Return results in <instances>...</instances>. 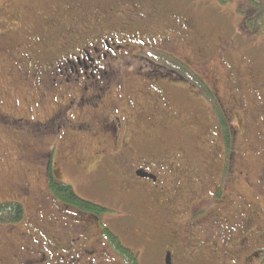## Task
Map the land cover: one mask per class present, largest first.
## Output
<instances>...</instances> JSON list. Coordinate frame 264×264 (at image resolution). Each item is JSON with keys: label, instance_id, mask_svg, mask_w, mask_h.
<instances>
[{"label": "rangeland", "instance_id": "rangeland-1", "mask_svg": "<svg viewBox=\"0 0 264 264\" xmlns=\"http://www.w3.org/2000/svg\"><path fill=\"white\" fill-rule=\"evenodd\" d=\"M43 1L15 0L16 5L13 6L17 9L16 14L20 11L32 15L35 10L46 17V13H49L46 21H42L46 31L50 30L49 25L55 24L53 33L51 29V34L45 37L48 41L51 38H56L57 41L49 43L46 49L44 47L40 49L31 43L30 47L28 45L30 51L28 54L34 53L37 57L40 52V55L45 56L51 51L49 57L51 61L56 56L51 50L52 47L57 46L55 50L65 55L68 49L65 48L66 42H69L68 39L71 36L75 39L73 44L84 41L83 35L87 28L82 19L86 18V13L79 11L87 10L89 4H91L90 9L96 12L94 14L100 15L97 30H100L102 35L116 32L123 26L129 27V34H135L136 45L126 50L124 54L120 53L119 57L113 56L104 61L106 66H109L108 63L112 65V70L104 67L107 74L98 80V83L107 80L112 83L108 91L102 94L103 97L96 100V104L101 106L104 112L100 108L94 111L93 103L80 107L79 101L75 107L71 105L67 108V100L70 98L71 91L63 90L58 81L56 85H51L48 89L50 84L46 82L44 72L48 64L45 62L46 59L39 62V64L42 63V74L36 72L35 78L29 77V80L15 78L16 83L12 84V88L4 91L3 98L0 96V204L21 203L25 211V216L21 221L13 222L9 216H6L3 218L2 225L7 228L6 223L11 222L20 227L22 222L25 224L29 222L30 225H23V227L28 229L30 226L33 230L31 234L25 230L26 233L24 232L23 235L10 238L14 245L9 246L12 251H5L7 253L4 256L6 264L15 262L13 261L14 254L19 264H32L28 263L30 253L33 252L32 248L40 245L38 241H41L40 238H43V233H45L42 232L41 237H37L39 229L36 225L39 223L35 219L38 215L46 217L48 222L42 226L44 220L40 221L39 226L41 227L39 228L48 227L50 229L51 226L54 230H58L56 231L57 238L61 242L73 240L74 236L71 235L75 234V231L78 232V228L70 227L69 222L64 219L66 217L69 220L66 214L68 208L56 201L49 189L50 171L57 180L54 181L55 183H59L58 178L66 182L72 181L80 198L85 197L110 209H116L120 215L131 214L129 211L116 207L112 201V195L104 192L105 183L116 181L114 169L107 165L103 166L100 186H96L93 192L77 187L80 183H88V181H82L87 180L86 177L90 174H84L78 168L74 169L73 166L76 160L80 162L83 159H89V154L93 150L91 140L93 127L83 130L85 134L80 136L83 139L88 138L87 145L80 142L81 139L77 138L79 132H75L68 126L69 122L65 120V117L67 116V119L73 122L82 123V127L85 126L84 122H92L96 125L97 121L99 122L97 126H99L103 120H107L105 112L110 114L115 111L112 102L117 104L123 101L124 97L130 102L147 100L140 96L137 90L143 88L147 91L145 84L159 80L165 81L159 83L160 88L157 91L153 90L160 100L161 115L159 118L164 124L168 121L181 128L178 129L173 125L168 135L146 133L140 142V147H146L150 141L151 148L157 152L166 151L168 160L176 166H181V161L194 158L206 160L210 154V147L215 146L219 149L224 136L222 134L227 132L226 128L219 124L216 114L213 117L208 115V113H214L218 105L222 107L228 121L232 122V130H235L231 147V151H234L233 171L228 175L226 182L224 198L227 196V199L225 198V201L230 202L234 196H242L252 201V205H258L253 214L256 223L252 221L247 225L250 229L246 228V224L237 223L236 219L232 227L235 239L223 238L224 242L230 245H234L236 240L242 238L239 243H236L235 255L229 257L228 263L264 264V195L258 189V178L263 174L260 166L264 167V137L260 133L261 125L257 124L261 116H264V0H227L225 2L219 0H79L80 5L73 6V12L81 16L79 19L62 12L50 15L51 12L47 6L41 5ZM51 1L53 4H58L54 0ZM9 3V0H0V7L10 8ZM254 8L257 15H254L255 11L252 10ZM31 27L32 25L29 26ZM8 33L11 38L15 35L13 32ZM37 38V35L23 31L19 40L25 45V41L32 39L36 42ZM47 39L39 40L38 44L45 43ZM140 39H143L142 43ZM109 42L111 44L110 40ZM115 44L122 46V43L115 42ZM149 52L152 56L148 55ZM179 59L194 69L200 78L206 79V83L207 80L211 82L209 86L219 102L218 105L211 94L206 92L207 88L200 83L193 82L194 87L183 84L184 90L181 92L167 87V77L161 75L163 71L168 70L182 77L185 76L189 81L194 80L195 77L198 78L194 72H189V69ZM52 72L56 76L55 71ZM122 81L124 87L121 90L116 84ZM95 83L94 81L88 85L86 89L88 94L91 95L96 91L90 86ZM83 84L82 82V87H80L82 91ZM109 90L111 95L106 98ZM201 108L209 109V111L201 112ZM59 109L61 111L58 114ZM3 113L8 117L4 119ZM70 115L72 118H69ZM176 116L179 120L175 119ZM114 122L120 121L117 117L110 116L109 123ZM100 130L109 138L106 143L117 139V134L102 128ZM218 133L221 135L218 136ZM243 139L246 142H243ZM121 154L123 152L110 151L107 156L115 159ZM246 177L247 180L250 178V185L245 183ZM66 184L69 185L68 182ZM136 188L138 192L134 191L132 198L127 197L133 202L134 213L141 223L138 220L127 225L137 224L139 228L146 229L145 221L141 219L147 218L151 213L148 210L151 195L143 190L142 184H137ZM237 190L240 193H236ZM49 209L55 212L53 219L48 218ZM110 211L101 215L104 222L114 225L124 224L122 216L117 213L118 216L114 214L109 216ZM112 227L113 234L118 237L123 246H128L127 248L136 253L135 245L139 246L142 243L138 240L139 238L131 237L133 229L128 230L130 228L126 227L120 230L113 225ZM2 234L5 233L2 232ZM243 239H245V247H242ZM206 245L213 251H220L213 246L210 240L206 242ZM111 249L112 247L108 248V250ZM121 256L123 257L122 253ZM203 257L202 252L201 259ZM144 260L146 259L141 256L140 263L147 264ZM84 261L82 258L80 264ZM192 262L195 263L186 262L184 264H200L201 261ZM207 263L202 262V264ZM212 264H225V262L217 261Z\"/></svg>", "mask_w": 264, "mask_h": 264}, {"label": "flooded vegetation", "instance_id": "flooded-vegetation-1", "mask_svg": "<svg viewBox=\"0 0 264 264\" xmlns=\"http://www.w3.org/2000/svg\"><path fill=\"white\" fill-rule=\"evenodd\" d=\"M54 1L58 4H53L51 0H44L43 2V6L46 5L50 10V15H54L55 12L56 15L62 12L76 19L81 17L75 14L66 4L74 3V1L79 0ZM9 2L10 8L8 6L0 7V32L4 33H0V76L2 75L0 77V86H2L0 96L2 97L4 91L12 88V84L16 83L15 78H18V80L20 78L29 80V77L35 78L36 72L42 74V63L39 64V62L45 61L46 59L45 62L50 64V67H48L47 64L44 70L46 73V82L50 84L48 85V89H50L51 85H56V81H58V83L60 82L59 85L63 87V90L71 91L70 98L67 100V108L71 105L75 107L76 103L79 101L78 105L80 107L93 103L92 106L95 109L94 111H98L101 106L96 104V100L101 99L103 97L102 94H105V92L108 91L107 89L112 85L109 80L98 83L99 78L107 74V70H104V67L112 70L111 63H108L107 65L109 66H106L104 61L109 60L113 56L119 57L120 53L124 54L126 50L136 45L135 34H129V27L123 26L117 29L116 32L102 35V32L97 30L100 15L94 14L96 13L94 12L95 10L90 11L89 8L87 10H80L79 12L84 11L86 13V18L82 19L87 28L83 35L84 41L73 44L75 39L71 36L68 39L69 42H66L65 46V48H68L66 49L67 54L62 55L58 50H55L57 46H54L51 50L54 51L56 56L49 61L51 51L48 52L49 55L46 54L45 56L40 55V52L37 57L34 53L28 54L30 53L28 45L30 47V45L33 44L40 47V49L41 47L46 49L49 43L52 44L57 41L56 38H51L50 41H48L45 37V35L51 34V29L53 33L55 25H49L50 30L46 31V27H44L45 24L42 21H46V17H49V13L43 12L46 13V17L35 10H33L32 15L20 11L16 14L17 9L13 7L16 5L15 0H9ZM79 2L76 3L74 7H78L80 5ZM55 6L67 9L63 11L62 8L59 12L56 10ZM39 9L41 8L39 7ZM55 18L57 17L55 16ZM31 25L32 27L29 28ZM23 31H26L28 34L32 33L37 35L38 41L35 42L31 39L30 41H25V45L21 44L23 41L19 39ZM8 32H13L15 35L11 38ZM42 39H47L48 42L40 43L41 46L38 43L39 40ZM140 40L143 41V39ZM115 42L122 43V46L116 45ZM165 54H167V52ZM181 62L189 69V72H194L198 78L194 76L195 79L189 81L185 76L182 77L168 70L162 73L160 71L161 75L167 77V87L175 88L176 91L181 92V90H184L183 84L194 87L193 82H195V84L200 83V85L207 88L206 92L211 94L218 105L219 102L209 86L211 82L207 80L206 83V79L200 78L194 69L189 67L184 61ZM155 65H157V63ZM175 65L177 66V64ZM52 71H55L56 76ZM155 71H157V69H155ZM94 81L96 83L90 86L92 89L95 88L96 91L94 90L95 92L90 95L86 92V89H88V85ZM82 82L84 83L83 91L82 88H80L82 87ZM160 82L165 81L159 80L157 82L145 84L144 87L148 88L147 91L143 90V88L137 90L138 94L140 93V96L147 98V100L130 102L124 97V100L117 104L112 102L111 104L115 111H112L110 114L105 112L107 114V120H103L99 126H97L99 123L97 121L96 125L92 124V122H84L85 126L82 127V123L73 122V120L67 119V116L65 117V120L69 122L68 126L73 128L75 132H79L77 138L81 139L80 142H84L87 145L89 143L88 138L83 139L80 138V136H84L85 133L83 134V130L85 131L88 130L89 127H93L91 130L93 150L90 153L91 155L89 154V159H83L80 162L76 160L73 166L74 169L78 168L84 174H90L86 177L88 180L84 179L82 181H88V183H80L77 187L81 190L89 189L93 192L92 190H95L96 186H100V177L103 175L104 171L103 166L107 165L113 168L116 181L114 183H105L104 186L106 190L104 192L112 195V201L116 207L131 212V214L128 215L131 216V221L128 223H132L138 220L140 222V219L134 213L135 206L132 201L128 200L127 196L132 198L134 191L138 192V188H136L137 184H142L143 190L151 195L149 203L150 208L148 209L151 213L147 218L141 219V221H145L147 228H139L137 224L132 226L127 225L128 223L118 225H114L113 223L108 224L104 222L101 215L109 210H111L108 213L109 216H113V214L117 216L116 213L120 215L116 209H110L107 206L84 197L86 201L99 206L100 209H98V212H100V214L97 215L95 212H91V210H87L80 205L62 199L56 192L52 191L51 185L49 184V189L52 191L55 200L61 202L68 208L66 214L69 220L65 217V221L69 222L70 227L78 228V232L75 231V234L71 235L74 236L73 240H64L61 242L57 238L56 231L58 230H54L51 226L50 229L48 227L46 229L39 228L41 227L39 226L40 221L44 220L42 226L46 225L48 222L46 217L38 215L35 219V221L39 223L36 225L39 229L37 230V237H41L42 232L45 233H43L44 237L40 238L41 241H38L40 245H36L32 248L33 252L30 253L31 256L28 263L80 264L83 258V261L85 260L83 264H132L129 258L124 259L121 253L116 251L118 249L116 247V241L111 237V234H113L112 231L114 230L112 227L113 225L117 229L120 228V230L126 227L130 228L128 230L133 229L131 237L139 238L138 240L142 243L139 246L135 245L137 247V260L140 259L141 256L147 258V255H149L150 257H148V260H151L152 263L153 259H158L159 262H163V264L195 263L192 261H198V263L200 261L208 262L211 264L217 261H224L225 264L226 262L229 264V257H234L235 255L234 247L242 238L236 240L234 245L224 242L223 238L229 237L235 239L234 229H232V227L235 225L236 219L237 223L246 224V228L250 222L253 221L256 223L253 214L255 213V208L258 206L257 204L252 205V201L249 199H247V201L242 196H234L233 198L235 200L232 198L230 202L225 201L227 196L224 198V190L226 189L228 175L233 171L232 161L234 158V151H231V147L234 141L233 134L235 130L231 128L232 122L228 121V117L224 114L223 108L219 105L218 108H215L214 113H208V115L212 117L216 114V118L220 122L219 124H221V127L226 128L227 132L222 134L224 136L222 142L220 141L222 145L219 149L215 146L210 147V154L206 160L194 158L183 162L181 161L182 165L176 166L168 160L166 151L157 152L155 149L151 148L150 141L147 143L146 147H140V142L143 140L146 133L151 132L157 133L158 135H168L171 133V127L173 125L178 129L181 128L179 125L168 121L164 124L159 118L161 115L160 100L153 90L157 91L160 88ZM116 85L121 90L124 87L123 81ZM154 86H156V88H153ZM110 95L111 91L109 90L105 97L108 98ZM198 102L200 101L198 100ZM58 107L59 106H57V108ZM129 108L132 109V112ZM60 111L59 109L58 114ZM204 111L208 112L209 109L201 108V112ZM110 116L117 117L120 122L110 124ZM2 117L5 119L8 116L3 113ZM220 117L223 119L220 120ZM175 119L179 120V117L176 116ZM257 124L261 125L260 133L264 137V116H261ZM100 128L117 134V139L111 140V143H106L109 138L104 135ZM63 132H65V130ZM220 135L221 133H218V136ZM158 141L160 142V139ZM243 142H246V140L243 139ZM110 151H119L123 152V154L120 156L118 155L115 159H110V157L107 156ZM79 163L81 164L78 165ZM85 168L86 171L84 170ZM260 168L263 174L258 178V189L262 192V195H264V167L260 166ZM92 177L94 179L91 180ZM249 179L250 178L247 180L246 177L245 180V183L247 182L248 185L251 184ZM58 181L63 183L68 182L73 186L72 181L66 182L60 178H58ZM28 187H30V185H28ZM73 188L75 191V185ZM75 193L77 192L75 191ZM236 193H240V191L237 190ZM48 212H50L48 218L53 219V217H55L54 210L51 212L49 209ZM153 213L154 216H152ZM150 217L153 218L149 219ZM22 219H20V221ZM151 221L157 223L153 224ZM13 225H15V223L6 224L7 228L0 225V264H6L4 256L7 253H5V251H12V249L9 248L10 245H14V243L11 242V237L23 235L25 230H28L30 234L33 232L30 226L28 229L23 227V225H30L29 222L28 224L22 222L20 227H18L17 224L15 226ZM255 226H257V224H255ZM106 228H108V231H105ZM2 232L5 234L3 235ZM30 239H28V241H34V239ZM208 240H210L213 246L221 252L209 249L206 245ZM244 242L245 239L242 240V246L245 247L246 245ZM109 247H112V249L108 250ZM202 252L204 257L201 259ZM167 254L169 255V263L166 261ZM15 256L14 254L13 261L15 262L12 264H19V260L18 258L15 260ZM232 263H234V261H232Z\"/></svg>", "mask_w": 264, "mask_h": 264}, {"label": "trees", "instance_id": "trees-1", "mask_svg": "<svg viewBox=\"0 0 264 264\" xmlns=\"http://www.w3.org/2000/svg\"><path fill=\"white\" fill-rule=\"evenodd\" d=\"M220 2H225L227 0H219ZM44 2V1H43ZM43 2L41 3V5H43ZM79 1H74V3H66L67 7L71 8L73 10V6L78 3ZM56 10H58L59 12L62 10L63 7H57L55 6ZM67 8H63V11L66 10ZM255 11L254 15H257V11L254 9H252ZM251 21V18L249 19ZM249 21V22H250ZM2 76V75H1ZM1 87V86H0ZM4 89V87H3ZM2 91V90H0ZM223 119L220 117V120ZM1 121V120H0ZM4 121V120H3ZM49 176L51 179V189L53 192H56L62 199L70 202V203H74L77 205H80L84 208H86L87 210H91V212H95V214L99 215L100 212H98L99 206L96 204H93L89 201H86L84 199H81L80 197H78V195L75 193L74 188L71 184L67 185L66 183L60 182L59 183H55V176L53 175V173L50 171L49 172ZM88 180V179H87ZM10 203V202H9ZM6 216H9L12 221H18L22 218H24L25 216V211L23 206L21 205V203H12L11 205L9 204H0V225L3 224V218H5ZM118 216V215H117ZM120 216L121 219L124 221L125 224H127L128 222L131 221V216H128L126 214H121ZM7 223H11V222H7ZM6 223V224H7ZM151 223L156 224L157 222H153L151 221ZM3 226V225H2ZM108 228L105 229V231ZM108 231V230H107ZM111 233V232H109ZM111 237L113 239H115L116 241V247L118 248L117 250L122 253L123 258L127 259L129 258V261H131L132 264H141L140 263V259L137 260V256L136 253L131 251L130 248H127L128 246L124 247L122 243H120L118 237L115 234H111ZM245 244V242H244ZM244 247V246H242ZM147 255V254H145ZM148 257H150L149 255H147ZM148 257L145 258L147 262V264H163V262H159L158 259H153V263L151 260H148ZM139 262V263H138ZM200 264H202V262H200ZM210 264V263H207Z\"/></svg>", "mask_w": 264, "mask_h": 264}, {"label": "snow or ice", "instance_id": "snow-or-ice-1", "mask_svg": "<svg viewBox=\"0 0 264 264\" xmlns=\"http://www.w3.org/2000/svg\"><path fill=\"white\" fill-rule=\"evenodd\" d=\"M142 42H143V41H141V43H142ZM148 55H149V56H152V53L149 52ZM69 118H72L71 115L69 116Z\"/></svg>", "mask_w": 264, "mask_h": 264}, {"label": "water", "instance_id": "water-1", "mask_svg": "<svg viewBox=\"0 0 264 264\" xmlns=\"http://www.w3.org/2000/svg\"><path fill=\"white\" fill-rule=\"evenodd\" d=\"M166 261L167 263H169V255L167 254V257H166Z\"/></svg>", "mask_w": 264, "mask_h": 264}]
</instances>
